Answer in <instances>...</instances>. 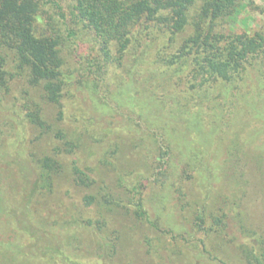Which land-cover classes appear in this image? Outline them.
Instances as JSON below:
<instances>
[{"label": "trees", "instance_id": "trees-1", "mask_svg": "<svg viewBox=\"0 0 264 264\" xmlns=\"http://www.w3.org/2000/svg\"><path fill=\"white\" fill-rule=\"evenodd\" d=\"M245 2L0 0V110L13 104L29 127L24 140L32 132L45 143L39 152L17 149L24 156L15 166L6 161L9 149H0V216L28 238L24 248L1 245L0 264H134V253L120 244L126 222L156 230L158 237L171 235L175 244L200 234L204 252L222 264L230 258L264 264V149L249 156L230 141L216 174L205 163L210 149L197 148L206 136L198 114L186 118L188 108L179 103L167 111L165 103L143 96L144 88H133L132 78L116 92L101 85L108 69H122L128 53L131 75L155 44H162L155 63L164 69L149 80L176 79L191 90L210 82L224 88L248 70L260 81L264 33L227 28ZM46 7L61 13L60 24L73 23L67 37L61 29L40 30ZM49 18L53 29L58 18ZM145 36L149 44L142 43ZM72 40L94 45L75 56L66 50ZM74 88L83 96L69 112L64 100L73 98ZM41 102L56 115L50 117ZM15 132L4 118L0 146ZM249 164L261 195L259 211L252 213L245 204L253 184ZM73 190L78 199L70 196ZM179 220L188 228L178 231ZM133 236L131 242L140 238ZM153 242L145 234L140 243L148 264H159L163 255Z\"/></svg>", "mask_w": 264, "mask_h": 264}, {"label": "rangeland", "instance_id": "rangeland-1", "mask_svg": "<svg viewBox=\"0 0 264 264\" xmlns=\"http://www.w3.org/2000/svg\"><path fill=\"white\" fill-rule=\"evenodd\" d=\"M47 11L54 17L58 18L55 21L59 24L52 25L53 29L48 27V19H50L49 17L51 15ZM40 15L41 18H43V22L38 23L40 30H46L47 28L48 31H53L55 33L59 32V29H61L63 36H68L67 27L73 26V23L67 20V27L64 23L60 24L61 13L58 14L56 10L46 7L41 11ZM227 28L228 30L233 28V31L237 33H252L255 31H261L264 33V0H246L245 7L237 16L236 22L232 24L230 23L227 25ZM79 35H83V33L80 32ZM84 39L86 40L87 38ZM72 41L71 43L69 42L66 44V50L71 51L75 56L86 54L88 47L91 48L94 45L92 41V43H79L78 40ZM80 41H83L82 38H80ZM149 41V37L145 36L142 43L149 44ZM164 41L165 39H163V42ZM161 46L162 44L158 46L155 44L154 48L148 50L144 54L142 64H138L131 75H129L128 70L133 64V57L131 53H128L122 69L114 70L112 67L108 69L107 74L101 81L102 87L105 86L104 88L107 87L113 92H116L120 89L121 85L123 86L127 84L130 78H132L133 88H136L137 91L140 92L144 88L146 92L143 90L144 92L141 94H143V96L146 95L147 97H151L154 102H157L158 104L165 103L167 111H171V109L174 110V108L176 109V105L179 103L180 106L185 105L188 108L189 113L187 111L188 116L186 114V118H190V115L198 114V118L202 121V131L206 136L205 138L203 137L204 140L197 146V148L210 149L209 153L206 155L205 163L210 164L216 174L219 173V167L222 165V156H224L222 150L230 145V141L236 140L240 149H247L249 156L252 155L253 151L256 149H264V76H262L259 81L256 78V72L250 71L249 73L247 70L245 73L241 74V77L237 78L235 82L231 84L229 83L224 88L218 83L210 82L204 87H197L195 90H191L189 85L184 82L178 84L176 79H172V81H163L161 79L152 81L149 80L151 74L164 69V67L160 66L161 64L155 63L158 49ZM142 49V46L138 48L136 52L137 56L140 55ZM262 71H264V69ZM200 81L201 79L199 78L197 82ZM71 93L73 94V98H67L64 100V103L67 105L69 112H74V109L71 108V106L74 107L77 104V99H80L83 95H81L76 88L72 89ZM12 95L13 94H10L9 97H12ZM100 95L103 96L104 94L101 92ZM139 96L141 97V95ZM124 98L126 100L128 99L126 95ZM36 101L39 102V98ZM41 104L50 117L56 115L57 109L50 106L48 107V105L42 102ZM12 105L13 104L6 105V108L3 111L0 110V122L5 118L8 122H11L16 126V132L12 136L4 139L1 143L2 146H0V149H9V155L6 157V161L12 164V166H15L18 163L16 158L24 156L22 153H17V149H25V147H28L30 150L39 152L40 149L44 147L45 143H43L44 140H36L37 135L32 134V132L29 133V138L24 140V133L22 132L23 128L26 126V129H29V127L26 122L23 123L17 115L18 108H13ZM122 113L126 112L123 111ZM70 118L71 117L68 116V119ZM115 118L121 120L120 117ZM169 121L170 122L168 123H172V125H176V122L182 124L180 120L175 122L169 119ZM68 122L70 123V121ZM189 137L194 141H198L199 139L195 138L194 133H190ZM77 155L82 156V153L79 151ZM74 157L75 156L72 155H70V157L68 156L69 159H73ZM251 169L252 167L249 164L246 171L253 184L249 188L245 204L252 213L253 211H259L261 195L257 190L254 170ZM218 181L219 179H217V182ZM204 189L206 191L205 187L200 188L201 191L203 190V195L206 193L204 192ZM70 193V196H73L74 199L80 197L77 190H73ZM120 215H123V211H120ZM180 221L181 220H179V223L177 224V230L183 231L184 229H187L188 227L182 225V222ZM262 224L264 225L263 220ZM133 225L134 224L131 222H126V228L128 227V231L126 230L125 233L127 234L124 236L127 237H124L120 244L125 251L127 250L134 253V264H148L146 247L144 244L140 243L141 237L145 234L154 239V247H157L163 255L162 260H158L159 264H222L219 260L212 259L204 252L198 241L202 237L200 234L190 236V238H194L195 241L186 242L182 239H177V243L175 244V242L171 240V235H160V237H158V232L156 230H147L146 227H143L142 225L136 228L133 227ZM119 226L120 225L118 224L117 227ZM133 235H136L137 237L139 236V240L131 242L130 237ZM27 243V236L15 230L13 224H9L3 216H0V246L10 245L12 249L16 250L19 249V247L24 248ZM221 248L225 249L224 247ZM220 251L225 252V250L221 249ZM220 251L219 254L221 255ZM231 252L232 251L229 250L228 254L226 252V255H224H232ZM230 259V264H245L235 258ZM35 263L47 264L42 259L36 260Z\"/></svg>", "mask_w": 264, "mask_h": 264}]
</instances>
